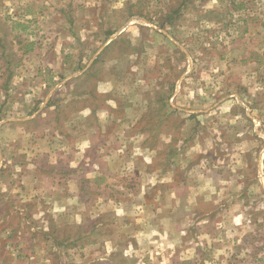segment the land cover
<instances>
[{
  "label": "rangeland",
  "instance_id": "rangeland-1",
  "mask_svg": "<svg viewBox=\"0 0 264 264\" xmlns=\"http://www.w3.org/2000/svg\"><path fill=\"white\" fill-rule=\"evenodd\" d=\"M251 78L264 0H0V264H264Z\"/></svg>",
  "mask_w": 264,
  "mask_h": 264
},
{
  "label": "crops",
  "instance_id": "crops-1",
  "mask_svg": "<svg viewBox=\"0 0 264 264\" xmlns=\"http://www.w3.org/2000/svg\"><path fill=\"white\" fill-rule=\"evenodd\" d=\"M241 90L244 92L246 97H249L251 100H246L244 94L241 95L242 101L250 103L251 112L253 117L260 121V125L264 128V79H255L246 80L241 85H239Z\"/></svg>",
  "mask_w": 264,
  "mask_h": 264
}]
</instances>
